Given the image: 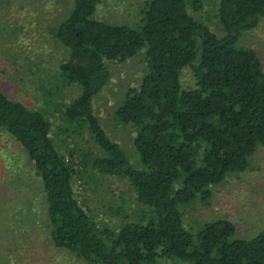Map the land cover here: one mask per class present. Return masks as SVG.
Listing matches in <instances>:
<instances>
[{"label":"trees","instance_id":"16d2710c","mask_svg":"<svg viewBox=\"0 0 264 264\" xmlns=\"http://www.w3.org/2000/svg\"><path fill=\"white\" fill-rule=\"evenodd\" d=\"M101 1L73 0L52 28L67 58L46 101L64 131L91 138L98 154L84 153L85 165L127 177L141 207L136 220L100 227L77 198L75 154L66 157L58 148L50 116L0 87V129L34 166L52 243L87 264H264V228L236 237L234 223L222 217L192 233L180 210L195 199L208 201L210 186L244 171L264 144V70L257 51L238 43L264 16V0H218L221 36L190 14L201 0H146L135 27L96 18ZM139 52L145 63L140 83L114 109L118 123L135 127V166L107 135L92 101L110 79L107 62ZM188 67L194 82L184 87ZM68 84L80 91L65 102Z\"/></svg>","mask_w":264,"mask_h":264},{"label":"rangeland","instance_id":"374dc122","mask_svg":"<svg viewBox=\"0 0 264 264\" xmlns=\"http://www.w3.org/2000/svg\"><path fill=\"white\" fill-rule=\"evenodd\" d=\"M145 2L102 0L95 17L135 27L142 22ZM201 3V9L189 10L190 14L216 35L224 34L217 15L218 0ZM72 4L73 0H0V87L8 96L50 116L58 148L66 157L69 152L75 154L79 172L73 187L79 202L100 227H116L136 220L141 210L127 177L102 175L85 165L84 153L98 154L91 138L86 132L76 135L64 131L52 104L46 101L59 63L67 58V49L53 36L52 28ZM238 43L257 51L264 70V16L254 29L240 35ZM144 65L142 52L125 62L108 61L110 79L92 101L107 135L135 166L139 164L133 145L135 127L118 123L114 109L129 87L139 85ZM181 80L184 87L193 84L189 67L183 70ZM62 91L63 100L68 102L80 88L68 84ZM210 189L208 201L195 199L180 207L188 230L195 233L203 223L224 217L234 223L236 237L258 233L264 228V144L250 156L244 171L228 174ZM46 206L41 182L27 153L0 129V264H87L54 246Z\"/></svg>","mask_w":264,"mask_h":264}]
</instances>
